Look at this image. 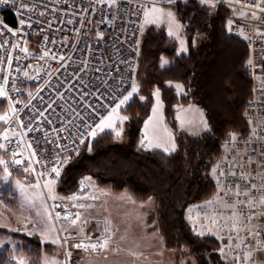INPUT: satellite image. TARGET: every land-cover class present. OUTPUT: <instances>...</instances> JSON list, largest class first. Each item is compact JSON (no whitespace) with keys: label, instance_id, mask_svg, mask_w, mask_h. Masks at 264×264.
<instances>
[{"label":"built area","instance_id":"built-area-1","mask_svg":"<svg viewBox=\"0 0 264 264\" xmlns=\"http://www.w3.org/2000/svg\"><path fill=\"white\" fill-rule=\"evenodd\" d=\"M21 2L28 6L22 14ZM216 2L222 13H209L222 15L227 31L241 38L249 50L251 63L246 69L252 93L245 114L250 128L246 133L230 130L221 139L213 163L218 190L210 198L211 207L201 212L213 211L222 256L238 264L235 253L244 257L254 248L245 264H264V11L254 6L261 0ZM148 4L147 0H16L15 5L10 0L0 4V21L14 30L21 27V18L27 22L16 36L6 31L0 35V86L7 92L8 108L12 101L16 109L14 115L9 108L10 119L0 127L10 171L33 182L47 170L46 178L51 179L57 160L79 154L80 140L89 136L90 126L94 128L106 117L120 94L130 91L135 82L145 31L139 6ZM25 47L27 53L21 51ZM45 51L49 55L41 59ZM38 110H45L44 115L33 120L32 126L44 131L26 132L20 121L28 124ZM5 131L12 143L3 140ZM17 141H22L20 147ZM33 150L35 157H31ZM12 151L18 155L13 157ZM29 158L35 172L24 171ZM13 159L22 163L14 164ZM48 201L55 217L60 213L59 219H75L71 198ZM66 215L69 219H64ZM249 231L252 236L247 235Z\"/></svg>","mask_w":264,"mask_h":264},{"label":"trees","instance_id":"trees-1","mask_svg":"<svg viewBox=\"0 0 264 264\" xmlns=\"http://www.w3.org/2000/svg\"><path fill=\"white\" fill-rule=\"evenodd\" d=\"M175 2L190 51L178 55L177 44L164 27L144 31L135 80L146 99L141 102L135 96L125 108L126 144L111 131L83 142L79 154L63 165L57 191L63 196L74 195L83 189L84 178L92 176L113 192L127 191L139 201L152 199L154 209L145 208L148 231H159L165 246L178 250L177 258L188 255V264H232L220 254L219 239L194 232L186 211L192 204L209 200L218 190L210 170L221 139L230 130L246 133L250 128L245 114L252 93L246 69L249 50L241 38L227 31L222 15L210 14L198 0ZM195 36H199L197 46H193ZM162 56L169 58L170 64L161 67ZM170 81L182 82L186 95H178L169 87ZM155 86L161 90L165 114L173 126L174 106L193 101L203 107L210 130L200 136L178 134V150L170 154L137 147L151 112ZM6 109L7 102L0 99V111ZM0 232L22 241L25 250L30 244L37 246L38 250L29 253L32 257L40 258L43 248L51 249L36 235L2 227ZM1 255L0 264H10L7 251Z\"/></svg>","mask_w":264,"mask_h":264},{"label":"rangeland","instance_id":"rangeland-1","mask_svg":"<svg viewBox=\"0 0 264 264\" xmlns=\"http://www.w3.org/2000/svg\"><path fill=\"white\" fill-rule=\"evenodd\" d=\"M147 1L150 2V0ZM154 2L157 7L163 8L165 15L154 24H145L143 21L144 29L164 27L168 34L169 27H171L175 35L168 36L177 44V54H187L190 51V41L185 33L184 24L178 16L177 3H168L167 0H154ZM198 2L202 7H205L212 13L216 12L219 8L216 0H208L207 4L201 3L200 0ZM169 11L173 13V23H170L166 15ZM177 24L180 25L178 30L176 27ZM198 40L199 36L193 38V46L198 45ZM181 41L184 42L183 47L187 49L184 52H181ZM162 60L168 61L166 65L170 64V60L166 56L161 57L160 64H162ZM248 61L249 56L246 66L248 65ZM134 83L139 89L135 96H143L146 98L140 92L139 83L136 80ZM169 84L173 86L177 94L178 90L175 85H182L183 94L178 95H186L187 91L182 82L170 81ZM157 88L159 87L155 86L152 93ZM0 99H4V96H0ZM161 100L163 102V121L156 132L158 139L154 140V143H159L161 147L143 149H155L165 152L164 149L168 148L169 151L165 153H174L178 150V134L182 136H200L210 130L206 113L203 107L196 102H187L189 104L178 103L174 106L173 121L175 126H173L166 117L162 94ZM154 103L155 100L153 98L149 117L152 115ZM191 106L197 109V111L191 109ZM126 107L127 105H122L120 109H117V112L112 117L113 126L111 128H105L103 131L96 129V136L106 131H111L115 135L119 132L120 135L116 136L123 144H126V120H120V117H127L125 113ZM8 112L9 108L7 106L4 112L0 111V116L8 115ZM145 121L142 126V134L136 143V146L139 148H141V138L145 132ZM3 122L0 121V124ZM189 125H195L196 127H191L190 129ZM149 133L151 135V129H149ZM94 138L89 135L84 142L92 141ZM172 143L176 145L174 151L171 149ZM0 159L6 161L4 150H0ZM63 167L59 170L60 175ZM3 168L4 165H0V227L28 235H38L42 244L51 245L49 251L43 248L40 258H35L30 256L29 253L35 249L38 250L37 246L30 244L29 249L25 250L22 241L0 232V258L2 257L1 253L7 251V254L13 259L11 264L12 262L18 264H188V255L177 258L178 250L166 247L159 231H148L145 208L154 209V201L152 199L139 201L127 191L120 193L113 192L110 188L100 186L92 176H87L82 183L83 191L77 192L80 196L71 199V208L80 213V219L73 225L71 220L57 219L53 215L54 210L48 201L53 200L48 199L49 196H55L56 198L60 196L57 191V182L60 176L51 178L55 179L56 182L50 185L52 192L49 193L43 187L44 181L40 182L39 189L33 188L31 186L35 185L37 181L27 182L23 179L22 175L13 173L7 166L8 173H10L8 175L3 171ZM210 174L213 180L217 182L218 176L214 166H212ZM6 175L7 179L5 180L4 177ZM88 177L91 179H86ZM30 199L35 201L36 206L29 203ZM81 204L85 206L80 207L79 205ZM210 207V199L201 203L192 204L186 211V217L195 233L201 236H214L218 239L214 233L216 227L214 226L213 211L201 212L203 209ZM45 209H47V212ZM48 213L51 214L50 220L47 219ZM41 216H44L45 219L42 220ZM98 220L102 221L97 223L96 221ZM97 224L103 229L106 228L107 233L99 231L96 236L90 237V229ZM71 233H76L77 238L72 236ZM58 235L61 238L66 237L67 243L65 244L63 239H61L60 243H54L53 241L57 239ZM89 238L92 242H95L97 239H108V245L103 250L97 249L95 251L90 247H82L79 249L73 247L74 244L79 242L88 245ZM69 252L71 253L70 256L67 255ZM224 260L234 264L230 257L224 256Z\"/></svg>","mask_w":264,"mask_h":264},{"label":"snow or ice","instance_id":"snow-or-ice-1","mask_svg":"<svg viewBox=\"0 0 264 264\" xmlns=\"http://www.w3.org/2000/svg\"><path fill=\"white\" fill-rule=\"evenodd\" d=\"M10 2V0H0V4H8ZM11 2L13 3V5H15V2L16 0H11ZM168 3H174L175 0H167ZM201 3H205L207 4L208 3V0H200ZM255 7L257 8H260L261 11H264V0H261L260 4H255L254 5ZM27 4L21 2L20 3V9H21V14L23 12V10H26L27 9ZM139 7H141L143 9V16H144V23L145 24H154V23H157V21H159L161 19V17H163L165 15L164 11H163V8L161 7H157L154 0H150L149 4L147 6L145 5H140ZM158 14V15H157ZM41 15H43V13H41ZM167 17L169 18V21L170 23H173L174 22V17H173V13L171 11L167 12L166 13ZM253 17H255V14L253 13L252 14ZM27 22L21 18L19 21H18V24L21 26L20 28H17V29H13L11 27H9L7 24H5L3 21H0V35H2L5 31L10 33L11 35L13 36H16L20 31H22V26H24ZM69 23H71V21H69ZM232 21H229V25H231ZM28 27H31V24H28L27 25ZM177 27V30L179 29L180 25H176ZM168 35L169 36H173L175 35V33L171 30V27H169V32H168ZM102 38V37H101ZM48 38L45 37V40H47ZM184 45V42L181 41V52H184L186 51L187 49L185 47H183ZM18 46V45H16ZM21 51L27 53L28 52V49L25 47V48H22ZM180 54V53H178ZM49 55V51H45L43 53V56H41L40 58L43 59L44 57L48 56ZM53 58L55 59L56 57L53 56ZM60 60H63L64 57H59ZM168 63V61L166 60H162V64H161V67L165 66L166 64ZM249 63H251V61H249ZM25 75H27V73H25ZM5 83H7V81H5ZM172 85L170 84L169 87H171ZM175 87L177 88L178 90V94H183V86L182 85H175ZM139 89L137 87V85L135 83H133L131 85V90L128 91L127 89L124 90V92H126V94H124V92H122L120 94V98L118 99V103L115 104V106L112 108L111 112L108 114L107 117H102L99 121V123H97L95 125L94 128H91L90 126V131L88 133V135H90L91 137H95L97 135V131L96 129H99L100 131H103L105 128H111L113 126V121H112V117L113 115L117 112V109H120L122 105H128L130 102H134V96L138 93ZM0 96H7V92L5 90V88L3 86H0ZM152 97L154 98L155 100V103L153 105V108H152V115L149 117V119L147 121H145V132L144 134L142 135V138H141V143H140V147L143 149V148H153V147H161V145L159 143H154V140L158 139V137L156 136V132H157V129L159 128V126L162 124V121H163V102L161 100V93H160V90L159 88H157L153 93H152ZM139 99L141 100V102L145 101V97L143 96H140ZM25 107H27V105H25ZM50 107V105H49ZM9 108L10 110L13 112V114L15 115L16 114V109L13 107V102L12 101H9ZM44 111L45 110H38L28 121V124H24L23 121H20V127L21 128H24L26 130V132H33V131H40V132H43L44 129L41 128V127H33L32 126V121L35 120L38 116H43L44 115ZM18 118V117H17ZM179 119V117H177ZM9 116L6 114V115H3V116H0V121H4V122H7L9 120ZM128 117H120V120L123 121V120H127ZM48 123H51V121H47ZM206 126V125H205ZM149 129H151V135L149 133ZM57 131H62L61 130H57ZM21 135H23V133H21ZM117 136L120 135L119 132L116 133ZM3 140L5 141H8V143H12V140L9 138L8 134H7V131H5V133L3 134ZM233 139H235V137L233 136L232 137ZM84 140L81 139L80 140V143H83ZM22 141H17L16 142V146L17 147H20ZM27 147L29 149H31V143H29L27 145ZM175 143H172L171 144V149L174 151L175 150ZM0 150H4L5 152L8 151V149L6 148V145L4 143H0ZM165 152L169 151L168 148H165L164 149ZM18 155V153L16 151H12V156L13 157H16ZM36 155V151L33 150L31 152V157H35ZM68 162L67 158H65L63 161H60V160H57L55 165L52 166L51 168V173H54L56 177H59L60 176V171H59V167L62 165V164H66ZM12 163L14 164H21L22 161L19 160V159H13ZM38 163V161H37ZM28 164H29V167H26L24 169L25 172H29V171H32V172H35V169L31 167V164H32V159L29 158L28 159ZM0 165H4V168H3V171L5 173H7L8 175H10V173H8V168H7V162L4 161L3 159H0ZM215 171V170H214ZM48 173H47V170H45L44 172H41L39 174V176L37 177V183L35 185H32L31 187L33 188H37L39 189L40 188V179L43 178L44 179V185L43 187L45 189L48 190L49 193L52 192V188L50 187V185H53L55 184V179H47ZM4 179L6 180L7 179V175L4 177ZM86 179H91L90 177L86 178ZM253 188H255V185L252 186ZM241 193H237V195H240ZM42 195V194H41ZM246 195V194H245ZM48 199H53L55 200L56 197L55 196H49ZM29 203L32 204L33 206H36L35 205V201L34 200H29ZM80 207H84L85 205L81 204L79 205ZM45 211L47 212V209H45ZM38 215H40L38 213ZM75 215V219H72L71 220V223L73 225H75L77 223V221L80 219V213L77 212L74 214ZM56 218L59 219L60 218V213H56ZM41 219H45L44 216H41ZM47 219H51V214L48 213L47 215ZM64 219H69V217L66 215L64 216ZM249 219H252V217L250 216ZM86 222V221H85ZM35 223V222H33ZM103 232L107 233V229H103L102 230ZM248 236H252L253 233L251 231H249L247 233ZM258 235V233H257ZM61 239H63V242L66 244L67 243V238L64 237V238H61L59 235L57 236V239L55 241H53L54 243H60L61 242ZM108 245V239H97L95 242H92L91 239L89 238V243L88 245H85L83 242H79V243H76L73 245V247L79 249V248H86V247H90L92 250H97V249H100V250H103L107 247ZM256 249H250V251L244 256V257H240L239 253H235V255L237 256V259H238V264H245V261L250 259L251 255H252V252L255 251ZM68 256L71 255V253H67Z\"/></svg>","mask_w":264,"mask_h":264},{"label":"crops","instance_id":"crops-1","mask_svg":"<svg viewBox=\"0 0 264 264\" xmlns=\"http://www.w3.org/2000/svg\"><path fill=\"white\" fill-rule=\"evenodd\" d=\"M186 104H189V103H186ZM191 107H192L191 109H194L195 111H197V109H195L193 106H191ZM148 117H149V116H148ZM148 119H149V118H148ZM148 119H147V120H148ZM147 120H146V121H147ZM197 124H198V123H197ZM143 125H144V124H143ZM191 127H192V128H195L196 126H195V125H189V128H190V129H191ZM81 191H83V189H81L80 192H81ZM60 196H61V195H60ZM60 196H59V197H60ZM62 196H63V195H62ZM78 196H80L79 193L74 194L73 196H63V197H69V198L72 199L73 197L76 198V197H78ZM74 210H75V209H74ZM75 211H76V210H75ZM98 221L101 222L102 220H98ZM100 222H99V223H100ZM96 227L98 228L97 231L94 230V228H91V229H90V231H89V236H90V237H92V236H93V237L96 236V234H98L99 231L102 232L103 228L100 227V225L97 224ZM214 233H215V236H217L216 231H215ZM36 236H38V235H36ZM38 237H39V236H38ZM39 239H40V237H39ZM9 261H10V264H11V261H13L12 257H10V256H9ZM12 264H18V263H14V262H12Z\"/></svg>","mask_w":264,"mask_h":264},{"label":"bare ground","instance_id":"bare-ground-1","mask_svg":"<svg viewBox=\"0 0 264 264\" xmlns=\"http://www.w3.org/2000/svg\"><path fill=\"white\" fill-rule=\"evenodd\" d=\"M96 222H97V223H99L100 221H96ZM96 226H97V225H96ZM96 226H95V227H93V228H94V230H96V231H97V230H98V228H97Z\"/></svg>","mask_w":264,"mask_h":264}]
</instances>
